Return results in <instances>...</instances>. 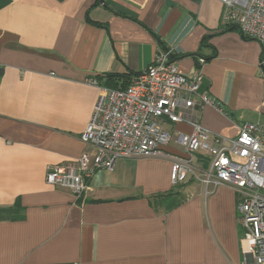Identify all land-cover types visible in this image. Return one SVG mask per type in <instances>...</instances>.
Wrapping results in <instances>:
<instances>
[{
    "label": "crops",
    "instance_id": "obj_1",
    "mask_svg": "<svg viewBox=\"0 0 264 264\" xmlns=\"http://www.w3.org/2000/svg\"><path fill=\"white\" fill-rule=\"evenodd\" d=\"M224 10L220 0H0V264H244L230 186L190 174L179 206L152 197L176 187L189 123L165 121L162 153L118 158L79 198L46 180L94 151L81 140L101 93L90 80L139 74L161 49L214 99L200 124L227 138L246 122L264 127L262 45L227 29Z\"/></svg>",
    "mask_w": 264,
    "mask_h": 264
},
{
    "label": "built area",
    "instance_id": "obj_2",
    "mask_svg": "<svg viewBox=\"0 0 264 264\" xmlns=\"http://www.w3.org/2000/svg\"><path fill=\"white\" fill-rule=\"evenodd\" d=\"M220 1L225 7L223 24L236 25L260 42L264 66V0ZM199 87L200 76L185 74L178 68L173 51L161 49L128 87L101 86L93 115L81 135L94 151H84L78 158L52 167L46 180L79 198L96 171L112 170L118 158L162 153L171 140L165 121L189 123L192 133H178L185 156L172 164V184L198 174L207 186H230L236 192L237 215L246 242L244 264H264V127L246 122L239 126L235 138L204 127L196 112L215 101L200 93ZM198 153L208 156V167L200 171L193 162Z\"/></svg>",
    "mask_w": 264,
    "mask_h": 264
},
{
    "label": "trees",
    "instance_id": "obj_3",
    "mask_svg": "<svg viewBox=\"0 0 264 264\" xmlns=\"http://www.w3.org/2000/svg\"><path fill=\"white\" fill-rule=\"evenodd\" d=\"M226 28L227 29H238L243 34V36L245 38H250V37L246 36L240 30V28L236 25H226ZM173 58H174V55H173ZM137 75L138 74L106 73V74H102V75H97L96 79L98 80V83L101 86H106L109 88H116V89H124L132 83L133 78ZM201 157L204 161L208 162L207 158L204 157V154H201ZM205 164L208 166L207 163H205ZM180 184H178V185H180ZM178 185H175L177 188L175 187L171 191L164 192V193H157V194L152 195V197L154 198V202L160 200L162 202V204L164 205L165 210H170V209H173V208L179 206L182 203L183 198L181 197L180 188H178ZM21 208L22 207L20 204L16 205V210H17L16 214L17 215H15V217H14L15 219L23 218V215L18 214V212Z\"/></svg>",
    "mask_w": 264,
    "mask_h": 264
},
{
    "label": "water",
    "instance_id": "obj_4",
    "mask_svg": "<svg viewBox=\"0 0 264 264\" xmlns=\"http://www.w3.org/2000/svg\"><path fill=\"white\" fill-rule=\"evenodd\" d=\"M101 2H104V0H100Z\"/></svg>",
    "mask_w": 264,
    "mask_h": 264
},
{
    "label": "rangeland",
    "instance_id": "obj_5",
    "mask_svg": "<svg viewBox=\"0 0 264 264\" xmlns=\"http://www.w3.org/2000/svg\"><path fill=\"white\" fill-rule=\"evenodd\" d=\"M183 183V182H182Z\"/></svg>",
    "mask_w": 264,
    "mask_h": 264
}]
</instances>
